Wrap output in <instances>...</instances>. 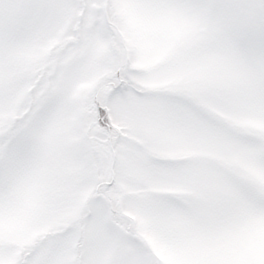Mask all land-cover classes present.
<instances>
[{
	"label": "snow or ice",
	"instance_id": "1",
	"mask_svg": "<svg viewBox=\"0 0 264 264\" xmlns=\"http://www.w3.org/2000/svg\"><path fill=\"white\" fill-rule=\"evenodd\" d=\"M0 264H264V0H0Z\"/></svg>",
	"mask_w": 264,
	"mask_h": 264
}]
</instances>
